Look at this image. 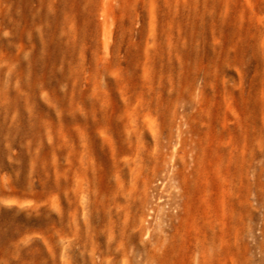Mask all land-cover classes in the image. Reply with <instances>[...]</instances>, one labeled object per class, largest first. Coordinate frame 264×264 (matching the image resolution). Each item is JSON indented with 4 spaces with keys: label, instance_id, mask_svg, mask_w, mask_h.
Listing matches in <instances>:
<instances>
[{
    "label": "rangeland",
    "instance_id": "1",
    "mask_svg": "<svg viewBox=\"0 0 264 264\" xmlns=\"http://www.w3.org/2000/svg\"><path fill=\"white\" fill-rule=\"evenodd\" d=\"M9 77L0 264H188L206 193L182 222L172 198L204 87L211 120L230 100L244 119L224 185L198 145L201 185L229 201H211L224 242L209 264H264V0H0V91Z\"/></svg>",
    "mask_w": 264,
    "mask_h": 264
},
{
    "label": "bare ground",
    "instance_id": "2",
    "mask_svg": "<svg viewBox=\"0 0 264 264\" xmlns=\"http://www.w3.org/2000/svg\"><path fill=\"white\" fill-rule=\"evenodd\" d=\"M108 3L110 4L111 0H105V4L107 5ZM107 12V10H104L103 14L106 15ZM5 84L8 85V89L1 86L0 113H5V115L9 116L15 108L14 96L16 92V84L12 77H9ZM204 97H206L205 87L201 90V93L197 98L198 100H191L188 104L190 109H193L195 113L187 116L181 122L180 128L186 126L185 131L181 129V135L189 134L190 136L182 137V146L185 152L184 159L186 158L185 161L182 162L183 180H181L180 183H177L178 185H176L175 188L177 192L172 198V206L177 211L176 218L182 222V220H184L183 210L181 209L182 200H184L185 203L189 200L190 204L194 202V197L192 196L195 195L191 189L197 188L198 191L207 194H205L206 199L204 204L207 205L208 209L201 207L202 211L200 213L195 214V212L191 211L189 213L193 225L195 242L190 246L188 253L186 254L188 264H209L214 259H218L222 256L224 234H221V231L219 232L217 230V222L221 219L217 216L214 217L211 201L217 199L220 201L223 205L221 208L223 214L229 203L226 189L223 190L221 194L214 195V193L211 192V187H209V185H201V182L209 177V173L206 169L200 173L196 169L204 160V155H201L198 145H203V143L206 142V145L211 150L214 156H211L210 163L212 167H216L212 173L222 184L229 182L227 180L229 171H224V167H227L225 165H233L236 163L242 149L241 135L244 119L239 104L236 101L230 100L229 103H227V106L223 109L222 115L220 114L222 117L217 120H211L208 113H205L204 108L202 107V100ZM2 101H6L3 106H1ZM191 119H193L196 124L195 128L190 126ZM251 126L253 127V123L248 125L249 129ZM208 132L216 133L217 137L209 140L205 138V140L203 137ZM195 137H197V140H195ZM204 158H206V156H204ZM177 174H174V178ZM228 190L231 192V188ZM172 245L171 240L166 242L168 248H171ZM166 252H168V249ZM166 254L165 260H174L175 257L172 254Z\"/></svg>",
    "mask_w": 264,
    "mask_h": 264
}]
</instances>
